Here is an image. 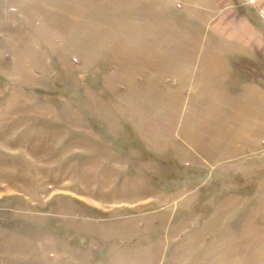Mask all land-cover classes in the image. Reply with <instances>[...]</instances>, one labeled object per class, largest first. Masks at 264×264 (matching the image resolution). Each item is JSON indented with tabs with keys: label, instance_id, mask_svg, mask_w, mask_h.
<instances>
[{
	"label": "rangeland",
	"instance_id": "obj_1",
	"mask_svg": "<svg viewBox=\"0 0 264 264\" xmlns=\"http://www.w3.org/2000/svg\"><path fill=\"white\" fill-rule=\"evenodd\" d=\"M195 1L0 0V264H264V120L168 65Z\"/></svg>",
	"mask_w": 264,
	"mask_h": 264
},
{
	"label": "crops",
	"instance_id": "obj_2",
	"mask_svg": "<svg viewBox=\"0 0 264 264\" xmlns=\"http://www.w3.org/2000/svg\"><path fill=\"white\" fill-rule=\"evenodd\" d=\"M195 2L198 9L189 14L198 29H185L183 44L168 47L169 68L178 70V77L188 85L206 87L210 94L205 100L224 102L230 94L231 101L246 103V112L241 114L242 104L238 116L249 115L254 125L255 119L260 125L259 119L264 120V20L256 8L239 5L238 0ZM257 8H264V0H258Z\"/></svg>",
	"mask_w": 264,
	"mask_h": 264
},
{
	"label": "built area",
	"instance_id": "obj_3",
	"mask_svg": "<svg viewBox=\"0 0 264 264\" xmlns=\"http://www.w3.org/2000/svg\"><path fill=\"white\" fill-rule=\"evenodd\" d=\"M238 2L239 5L256 8L259 18L264 20V8H257L258 0H238Z\"/></svg>",
	"mask_w": 264,
	"mask_h": 264
}]
</instances>
